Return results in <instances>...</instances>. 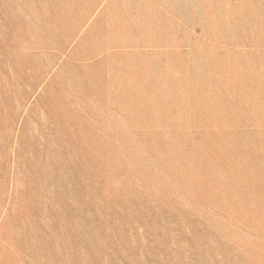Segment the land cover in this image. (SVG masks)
I'll return each mask as SVG.
<instances>
[{"label": "rangeland", "instance_id": "rangeland-1", "mask_svg": "<svg viewBox=\"0 0 264 264\" xmlns=\"http://www.w3.org/2000/svg\"><path fill=\"white\" fill-rule=\"evenodd\" d=\"M261 56L264 0H0V264H264Z\"/></svg>", "mask_w": 264, "mask_h": 264}, {"label": "crops", "instance_id": "crops-1", "mask_svg": "<svg viewBox=\"0 0 264 264\" xmlns=\"http://www.w3.org/2000/svg\"><path fill=\"white\" fill-rule=\"evenodd\" d=\"M262 58H264V57H262ZM262 58H259V59L256 60V64L259 66V68L257 66H255V65H253V69L258 71V72H260L261 75H263V73H264V61L262 60Z\"/></svg>", "mask_w": 264, "mask_h": 264}]
</instances>
